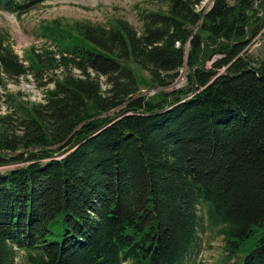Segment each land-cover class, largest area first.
<instances>
[{
    "label": "trees",
    "instance_id": "trees-1",
    "mask_svg": "<svg viewBox=\"0 0 264 264\" xmlns=\"http://www.w3.org/2000/svg\"><path fill=\"white\" fill-rule=\"evenodd\" d=\"M155 1L139 31L46 20L53 48L23 58L0 31V84L31 73L45 91L0 93V167L16 165L0 172V264H198L201 210L222 236L215 264H264V51L248 52L264 0ZM184 66L186 86L139 93Z\"/></svg>",
    "mask_w": 264,
    "mask_h": 264
},
{
    "label": "rangeland",
    "instance_id": "rangeland-1",
    "mask_svg": "<svg viewBox=\"0 0 264 264\" xmlns=\"http://www.w3.org/2000/svg\"><path fill=\"white\" fill-rule=\"evenodd\" d=\"M257 5V3H256ZM201 6V5H200ZM159 7L165 9L164 3H159L155 0H46L24 12L20 15H15L0 9V31L6 34V42L11 45L14 51L23 58L24 50L30 47L35 49L53 48L52 44L45 41L39 34V24L46 20L60 19L62 21L71 20H88L92 23L106 24L112 17H123L129 21L139 31L141 22L139 13L145 10H156ZM261 13L257 14L259 17ZM254 38L248 46V52L254 58L262 56L264 51V39H262L261 31H257L256 26H253ZM251 29V30H252ZM218 55L214 56L217 58ZM207 67L211 65V60L206 62ZM79 74L78 70H74ZM189 70L187 66L180 69L179 75L172 83L165 87L159 88H142L139 93L142 95H153L155 91L172 90L182 88L187 84V74ZM5 86L0 84V93L3 97L7 93L22 94V98L29 102H39L43 100L44 89L38 84L36 78L29 73L14 82L13 80H4ZM52 83L47 84L51 86ZM0 112H7L4 104L0 107ZM15 164L1 166L0 172L7 168H13ZM202 226L200 228L201 249L197 256L198 264H215L220 262L222 254V236L218 234L217 227L211 225L204 212L200 211ZM262 229L259 230L258 236ZM251 239L246 249H241L239 258H242L248 247L251 245ZM16 264H26L23 251H19Z\"/></svg>",
    "mask_w": 264,
    "mask_h": 264
},
{
    "label": "bare ground",
    "instance_id": "bare-ground-1",
    "mask_svg": "<svg viewBox=\"0 0 264 264\" xmlns=\"http://www.w3.org/2000/svg\"><path fill=\"white\" fill-rule=\"evenodd\" d=\"M212 3H213V0H204L201 6L199 7V9L205 11L212 5Z\"/></svg>",
    "mask_w": 264,
    "mask_h": 264
},
{
    "label": "water",
    "instance_id": "water-1",
    "mask_svg": "<svg viewBox=\"0 0 264 264\" xmlns=\"http://www.w3.org/2000/svg\"><path fill=\"white\" fill-rule=\"evenodd\" d=\"M251 32L254 33V29H252Z\"/></svg>",
    "mask_w": 264,
    "mask_h": 264
}]
</instances>
